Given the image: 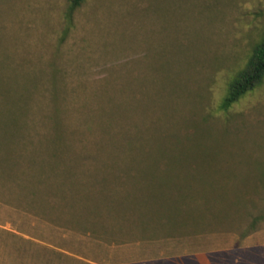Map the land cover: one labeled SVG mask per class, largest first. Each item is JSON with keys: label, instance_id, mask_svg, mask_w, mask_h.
Masks as SVG:
<instances>
[{"label": "rangeland", "instance_id": "rangeland-1", "mask_svg": "<svg viewBox=\"0 0 264 264\" xmlns=\"http://www.w3.org/2000/svg\"><path fill=\"white\" fill-rule=\"evenodd\" d=\"M69 3L0 0V111L22 131L0 124V264L264 245V81L220 107L264 0H86L63 40ZM105 187L154 193L188 224L130 229Z\"/></svg>", "mask_w": 264, "mask_h": 264}, {"label": "trees", "instance_id": "trees-1", "mask_svg": "<svg viewBox=\"0 0 264 264\" xmlns=\"http://www.w3.org/2000/svg\"><path fill=\"white\" fill-rule=\"evenodd\" d=\"M86 0H70L69 6L67 7L65 11V29L63 32L62 39H66L72 29L75 26L74 22V15L75 12L85 3ZM264 81V35L263 37L254 45L250 58L248 62L246 63L245 67L238 71V73L230 80L227 88V93L223 97L222 103L220 105L221 109L228 110L231 108L235 103L239 102L241 98H243L247 93L253 91L255 88L260 86ZM9 111V112H8ZM8 111H0V124L5 125V132L7 134H11L13 136H19L21 135V127L17 126V119H16V112H10V109ZM9 114H12L8 117ZM14 129V130H13ZM103 182L106 184V180L103 179ZM160 186H163L164 183H159ZM101 194L98 195L99 197H102L104 200L109 202H116L119 205L114 206L111 205V210H114L115 212L112 214H109L110 216H119L121 218H124L126 223L128 225V228L132 227L134 224H138L141 227V231L145 232L147 231L148 221L146 219L150 218H158V219H167L169 220V224L171 226L176 227L175 229V236H170L169 238H179V227L186 226L187 221L184 219H180L176 216L177 212L179 211V208L171 206L170 203H159L160 205H154L151 204L148 206L150 201L154 199V193L152 195H148L146 198L144 196H139V194L135 192H131L125 187L123 190L121 189V193L116 195L112 193H107V188L105 187L103 191L100 192ZM97 196V198H98ZM81 199V197H80ZM82 200V199H81ZM139 202L140 206H137L135 208V211L137 214V219H133L130 212V207L132 202ZM89 208H87L85 211H87ZM88 216L91 217H100V214H97L96 209L88 210ZM137 220V221H136ZM151 220V219H150ZM125 225V224H124ZM123 226V225H122ZM127 227V226H126ZM84 232H92L98 236H101L102 232L99 233L96 230L92 229V227H86L82 229ZM124 230V229H123ZM127 230V235H130L131 231L129 229ZM130 231V233H129ZM141 241H151V242H157L161 239L158 238H149L142 237Z\"/></svg>", "mask_w": 264, "mask_h": 264}, {"label": "crops", "instance_id": "crops-1", "mask_svg": "<svg viewBox=\"0 0 264 264\" xmlns=\"http://www.w3.org/2000/svg\"><path fill=\"white\" fill-rule=\"evenodd\" d=\"M92 264L104 263L92 262ZM113 264H264V245L237 243L228 248L219 247L192 252L174 251L167 254L133 257Z\"/></svg>", "mask_w": 264, "mask_h": 264}]
</instances>
